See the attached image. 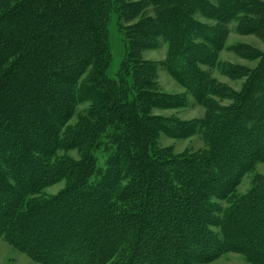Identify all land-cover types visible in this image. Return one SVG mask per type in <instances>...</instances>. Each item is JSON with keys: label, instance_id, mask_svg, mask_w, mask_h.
I'll return each instance as SVG.
<instances>
[{"label": "trees", "instance_id": "16d2710c", "mask_svg": "<svg viewBox=\"0 0 264 264\" xmlns=\"http://www.w3.org/2000/svg\"><path fill=\"white\" fill-rule=\"evenodd\" d=\"M114 8L141 19L111 77ZM232 21L264 39V1L0 0L2 234L48 264H193L224 252L264 264V181L236 194L264 160V52L245 46L255 67L223 66L245 78L240 91L202 69ZM159 39L169 42L161 65L206 106L202 119L153 114L187 105L156 90L157 64L141 57ZM79 104L89 106L70 125ZM161 134H202L206 147L175 155ZM69 150L79 158L59 154Z\"/></svg>", "mask_w": 264, "mask_h": 264}, {"label": "rangeland", "instance_id": "374dc122", "mask_svg": "<svg viewBox=\"0 0 264 264\" xmlns=\"http://www.w3.org/2000/svg\"><path fill=\"white\" fill-rule=\"evenodd\" d=\"M214 1V0H212ZM264 1V0H262ZM115 11L111 15L108 24L109 41L111 45L112 60L108 73L111 77H115L118 72L122 59L128 52L130 41L126 37L127 28L136 24L141 17L137 16L132 20H127L122 17L121 13L114 8ZM145 16H154L152 7L147 8ZM205 21V20H204ZM209 22V21H207ZM229 34L226 38L223 49L218 53L217 62L214 65L203 66L212 80L222 84L225 88L231 91H240L245 81L244 77L234 78L228 74L223 68L224 65H235L247 68H253L257 65L258 60H250L245 57V46L256 48V50L264 52V39L258 34H242L237 30V21H232L228 25ZM169 50V42L164 39H159L152 48H146L141 51L143 60L157 64V91L159 93L170 96H183L187 99V105L180 108L160 109L155 108L153 114L162 115L165 117H174L179 120L193 121L202 119L207 115V108L199 104L193 95L174 79L165 67L161 65L165 62ZM220 106H226L231 103V100L214 97ZM88 104H79L75 108L72 118L69 120L70 125H74ZM159 145L165 148H171L175 155L191 154L205 149V141L202 134L190 136L188 138L176 139L161 134ZM60 155L67 154L75 159L79 158V153L76 150L66 152L60 151ZM264 181V160L257 162L252 169L243 174L236 186V194H246L254 184ZM64 182H59L51 185H46L41 190L39 197H51L58 194L63 188ZM219 202V201H218ZM221 202V201H220ZM214 230L213 227H210ZM217 233V231H216ZM6 235H3L0 229V264H48L34 258L27 251L12 244ZM74 258V257H73ZM72 258V259H73ZM70 260V259H69ZM193 264H253L245 256L235 252H224L216 258L208 262H194Z\"/></svg>", "mask_w": 264, "mask_h": 264}]
</instances>
